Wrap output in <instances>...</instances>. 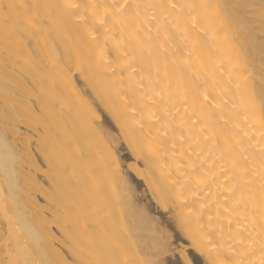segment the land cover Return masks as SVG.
<instances>
[{
	"label": "snow or ice",
	"instance_id": "6c2138e0",
	"mask_svg": "<svg viewBox=\"0 0 264 264\" xmlns=\"http://www.w3.org/2000/svg\"><path fill=\"white\" fill-rule=\"evenodd\" d=\"M68 24L82 34L90 67L122 102L117 117L103 100L101 107L85 99L86 92L80 96L112 166H119L125 142L133 147L125 131L130 123L154 159L167 165L166 184L156 198L166 212L178 209L172 213L176 227L166 238L175 259L141 261L123 244L102 252L85 236L62 237L63 244L53 246V259L20 261L11 258L9 229L2 249L9 258L0 264H203L179 242L189 240L206 264H264V0L258 5L249 0L0 3L5 79L9 73L23 75L31 38L39 33L55 39ZM257 24L258 66L234 51L235 41L245 33L251 38ZM77 70L88 79L78 65ZM33 112V127L43 134V110ZM0 119L6 131H17L7 108Z\"/></svg>",
	"mask_w": 264,
	"mask_h": 264
},
{
	"label": "bare ground",
	"instance_id": "6f19581e",
	"mask_svg": "<svg viewBox=\"0 0 264 264\" xmlns=\"http://www.w3.org/2000/svg\"><path fill=\"white\" fill-rule=\"evenodd\" d=\"M9 2L0 0L3 4ZM40 2L55 4L57 0ZM249 2L258 5L260 0ZM30 43L32 50L30 55L25 53L29 62L23 75L9 73L5 79L0 71V113L7 108L17 127L15 132L6 131L0 119V261L9 258L2 250L9 229L11 258L20 261L53 259V246L63 244L62 237L79 240L85 236L95 240L102 252L123 244L134 250L141 261H164L170 252L165 230L157 228L156 220L136 205L131 183H124L128 178L120 159L119 166L113 167L105 141L91 124V110L80 100L87 88L85 99L91 97L96 104L103 100L119 117L122 102L90 67V53L82 34L68 24L55 39H45L37 33ZM234 51L259 65L258 24L251 38L245 33L235 41ZM34 107L43 110V134L33 127ZM105 112L115 123L112 115ZM21 126L26 131L21 132ZM125 131L133 144L129 148L136 149L134 155L144 165L142 171L136 170L137 176L153 195L155 192L156 198L165 187L167 165L163 159H154L147 140L140 137L134 124L130 123ZM38 196L45 203L41 204Z\"/></svg>",
	"mask_w": 264,
	"mask_h": 264
},
{
	"label": "rangeland",
	"instance_id": "374dc122",
	"mask_svg": "<svg viewBox=\"0 0 264 264\" xmlns=\"http://www.w3.org/2000/svg\"><path fill=\"white\" fill-rule=\"evenodd\" d=\"M79 82V78H78ZM80 87H82L81 82H79ZM84 87H82L83 89ZM84 90V91H83ZM82 91L85 93L88 89H83ZM89 94V93H88ZM104 116L106 120L111 123L113 126H115V123L113 122L110 117H108V113L104 112ZM21 126V132L24 130ZM27 129V128H26ZM31 132V131H30ZM29 132V133H30ZM32 134V133H31ZM33 141V140H32ZM37 158H40L37 156ZM119 159L122 164V170L126 174V177L128 178L129 182L132 185V193L134 195V199L136 200V205L140 208H145V210L150 214L151 217H153L156 220V227L161 228L165 230V237H169L170 233L172 232V229L176 227L175 221L172 217V212H166L164 210V207L162 206V203L159 204V202L156 200L155 196L151 193V191L146 186L144 180L137 176L136 170L142 171L144 169V165L142 162V159H136L134 152L126 145H124L123 151L120 153ZM40 164L42 163L41 159H39ZM43 166V164H41ZM45 169V166H43ZM38 178L40 180L43 179V176L41 173H38ZM40 196V195H39ZM38 196V201L41 202V204L45 203L42 201V197ZM46 212V211H45ZM47 213V212H46ZM1 220V219H0ZM55 233L57 234V230L55 227H53ZM183 247L188 249L192 252V255L199 261L203 262V264H206L205 258L200 256L194 248H191V244L188 241H179ZM178 252V250H175ZM164 261L173 260L175 259V256L173 255V250H170L168 254L164 256Z\"/></svg>",
	"mask_w": 264,
	"mask_h": 264
}]
</instances>
